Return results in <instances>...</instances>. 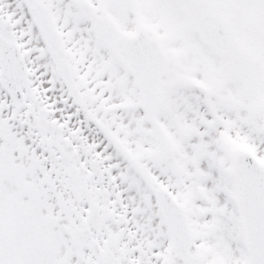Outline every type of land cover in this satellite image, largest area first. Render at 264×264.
<instances>
[{"label":"snow or ice","instance_id":"1","mask_svg":"<svg viewBox=\"0 0 264 264\" xmlns=\"http://www.w3.org/2000/svg\"><path fill=\"white\" fill-rule=\"evenodd\" d=\"M0 264H264V0H0Z\"/></svg>","mask_w":264,"mask_h":264}]
</instances>
